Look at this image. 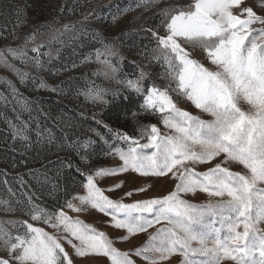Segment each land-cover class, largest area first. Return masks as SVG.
Wrapping results in <instances>:
<instances>
[{
	"label": "snow or ice",
	"instance_id": "6c2138e0",
	"mask_svg": "<svg viewBox=\"0 0 264 264\" xmlns=\"http://www.w3.org/2000/svg\"><path fill=\"white\" fill-rule=\"evenodd\" d=\"M158 2L139 0L136 7ZM13 8L18 25L27 26L31 34L24 37V46L5 51L37 70L45 65L42 57L51 56L52 42L63 46L65 38L71 43L86 33L75 24H64L52 30L48 41L28 49L27 43L35 40L39 29L34 30L27 23L23 7L16 4ZM255 9L264 13V0H255V8L247 6L245 0H192L185 7L162 8L163 34L152 29L146 31L156 43L152 51L159 55L154 59L163 60L164 74L170 81L163 88L154 81L146 85L149 73L143 69L120 78L118 64L124 58L114 46L119 37L105 43L106 37L93 30L91 39L101 47L88 53L81 62L87 63L95 56L103 71L92 75L114 81L118 87L87 81L89 86L77 89L76 94L92 104H111L117 121L154 116L169 131L161 133L156 124H138L137 134L130 135L97 120V128L89 131L107 146L109 159L119 158L114 167L93 163L97 141L91 136L72 140L65 133L60 147L72 156L62 161L61 170L74 171L81 179L62 186L58 182L60 171L54 177L46 176L51 190L65 198L46 207L29 196L26 214L33 223L0 222V264H92L100 259L106 264H137L133 255L143 264H169L174 256L182 257L179 264H264V229L259 227L264 223V14ZM254 24L260 27L253 28ZM45 43L49 51L42 52ZM197 49L207 64L195 57ZM28 51L34 55L28 57ZM113 58H118L117 64L112 63ZM0 61L13 69L21 84L30 78L38 81V89L49 87L38 76H30L8 64L2 53ZM51 90L58 91L56 87ZM12 93L20 96L15 86ZM108 96L112 99H106ZM119 99L135 103V108L116 103ZM177 101L190 103L210 118L203 119L181 108ZM17 103L31 114V101ZM17 120L16 124L8 121L13 138L30 144L31 115L28 121L19 117ZM34 128L37 141L51 144L56 139L52 130L42 128L39 122H35ZM145 138L147 142L141 143ZM233 164L240 170L226 166ZM197 166L205 170L196 171ZM128 174L149 180L168 179L173 187L165 195L125 203L124 199L135 193L146 194L152 185L113 198L105 191L116 193L126 181L119 180L108 189L96 182L98 177ZM77 186L84 189L83 194H76ZM198 191L215 201L194 204L184 198ZM90 209L108 217L106 226L122 234L110 238L79 217L69 215ZM6 210L13 211L10 206ZM5 224L15 226L16 231ZM149 229L153 231L149 233ZM140 234L146 235L147 240L131 251L115 247L117 241L129 242Z\"/></svg>",
	"mask_w": 264,
	"mask_h": 264
},
{
	"label": "rangeland",
	"instance_id": "374dc122",
	"mask_svg": "<svg viewBox=\"0 0 264 264\" xmlns=\"http://www.w3.org/2000/svg\"><path fill=\"white\" fill-rule=\"evenodd\" d=\"M138 2L139 0H0V53L7 59L8 64L30 73V76H38L49 85L48 88L38 89L36 87L38 81H32L30 78L28 82L21 84L13 69L0 61V201L7 202L6 205L0 204V222L29 220L30 223H33L26 214L27 197L29 196L33 197V202L46 207L54 206L62 201L65 197L51 190V185L45 181L46 176L54 177L60 171L58 182L62 186H67L69 183L81 179L74 171L61 170L62 161L72 156L70 152L60 147L64 142L61 137L65 133L72 140L77 139L78 136H91L93 140L97 141L94 146L93 163L114 167L119 163V158L112 157L109 159L107 146L97 140L96 136L89 131V129L97 128V120H103L110 127L118 128L130 135L137 134L138 124H156L161 133L169 131L154 116L141 115L138 121L131 118L117 121L114 118L115 112L111 110V104L108 106L100 103L92 104L86 102L83 95L76 94L77 89H86L89 86L87 81H93L95 84L113 89L118 87L114 81L105 80L100 75H92L94 72L103 71V65L96 61L95 56L87 63L81 62L88 53L101 47L100 43L91 39L93 30L106 37L105 43H112L113 38L119 37L114 46L118 48L119 56L124 58L118 64L121 69L120 78H123L125 73L132 75L143 69L149 73V80L145 81L146 85L150 81H154L161 88L169 85L170 81L164 74V62L162 59H154L159 54L152 51L156 48V43L146 29L159 31L163 34L160 10L170 5L185 7L192 0H159L158 3L151 6L142 4L140 7H136ZM245 3L247 6L255 8V0H245ZM16 4L25 9L27 23L34 30L39 29L36 32L35 40L27 43L28 49L48 41L52 30L60 28L64 24H75L77 28H84L86 33L81 36L79 41L71 43L65 38L63 46L52 42L51 56L42 57L45 60V65L43 69L37 70L31 64H24L5 51L8 48L24 46V37L31 34L27 26L18 25V19L13 8V5ZM255 10L258 14H264L260 13L259 9ZM85 16L88 19H84ZM113 17L116 19L114 20ZM44 24H48L50 27H41ZM252 27L258 28L260 25L254 24ZM41 51H49L46 43ZM33 55L31 51L27 52L28 57ZM195 57L207 64L199 49L195 51ZM117 60L118 58H113L112 63L117 64ZM132 61H135V64L131 63ZM73 64L76 66L73 67ZM12 86L18 89L20 96L15 97L13 95ZM172 86L175 87V85ZM52 87H56L58 91L53 92ZM25 99L32 102L29 105L32 109L30 115L33 121L30 144L14 139L8 123V121L14 124L19 123L17 117L23 121L30 119L29 112L23 111L20 104L17 103L18 100L23 101ZM106 99L111 100L112 98L108 96ZM116 103L124 107L135 108V103L130 104L129 101L122 99L117 100ZM177 103L181 108H185L195 115H201L203 119L210 118L207 114L200 113L190 103L183 101H177ZM94 115L95 119H93ZM35 122H39L42 128L46 127L52 130L56 137L53 143L49 144L43 140L37 141ZM66 125H71V127ZM99 131L104 133L105 130L100 128ZM105 139H108L107 135H105ZM140 142H147L146 138L141 139ZM119 146L123 147V145ZM72 158L75 160L74 156ZM76 163L79 161L76 160ZM226 166L234 171L240 170L234 164ZM203 170L205 169L201 166L196 167V171ZM119 180L126 181L123 188L116 193L105 191L106 195L113 198L124 197L126 192L134 188L152 185L151 190L146 194L135 193L133 196L125 198V203L162 196L173 187V182L168 179L149 180L140 178L135 174L121 175L115 178L98 177L96 182L99 187L108 189ZM69 190L71 191V189ZM75 192L76 194H83L84 189L77 186ZM184 198L194 204L206 203L209 200L215 201V198L199 191L195 195H187ZM73 203L78 202L73 201ZM9 206L13 211L6 210ZM69 215L74 218L79 217L86 224L107 233L110 238L122 234L106 226L105 221L108 217L94 210L90 209L80 213L69 212ZM34 223L36 226H43L39 222ZM4 226L13 232L16 231V227L13 225L5 224ZM161 226L157 225V227ZM259 227L264 229V223H261ZM152 231L153 229H149V233ZM146 240L147 236L140 234L129 242L117 241L115 247L121 251H131ZM195 258L198 257H193V259ZM132 259L136 260L137 264H143L135 255L132 256ZM181 260L182 257L174 256L169 264H179ZM92 264H106V261L100 259L92 262Z\"/></svg>",
	"mask_w": 264,
	"mask_h": 264
}]
</instances>
